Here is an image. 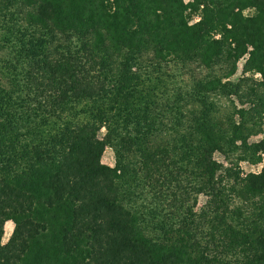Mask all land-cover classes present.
Instances as JSON below:
<instances>
[{"label":"trees","instance_id":"obj_1","mask_svg":"<svg viewBox=\"0 0 264 264\" xmlns=\"http://www.w3.org/2000/svg\"><path fill=\"white\" fill-rule=\"evenodd\" d=\"M263 125L264 0H0V264H264Z\"/></svg>","mask_w":264,"mask_h":264},{"label":"rangeland","instance_id":"obj_2","mask_svg":"<svg viewBox=\"0 0 264 264\" xmlns=\"http://www.w3.org/2000/svg\"><path fill=\"white\" fill-rule=\"evenodd\" d=\"M190 0H186V2H189ZM200 16H197L195 17L194 19V23L195 22H198L200 20ZM243 64V63H242ZM242 64H240V69H239V73H238V76H237V79L242 75ZM259 76H256V80H258ZM226 108L230 107L232 105V103L229 101H225V104H223ZM263 129H264V125H263ZM103 132H105V130H103ZM260 137H255V138H252L251 141H257L259 140ZM215 159L223 164L225 167L227 168H230V167H236L235 165H237L236 167V170H240L241 173H242V176L245 177L247 174H250V173H259L262 166L261 165H253L251 163H247V162H239L236 164V160L233 159L232 161H228L223 155L219 154V153H216L214 155ZM103 162L105 164H108L110 166H114L115 164V158H114V154L111 150H107L104 158H103ZM226 183H229L228 180L225 181V184ZM206 202V197L204 196H201L200 199H199V205H198V209H200ZM13 231H14V226H11L10 227V230L7 229V226L5 227V236H4V240H3V243L4 244H7L8 241L10 240L12 234H13Z\"/></svg>","mask_w":264,"mask_h":264},{"label":"bare ground","instance_id":"obj_3","mask_svg":"<svg viewBox=\"0 0 264 264\" xmlns=\"http://www.w3.org/2000/svg\"><path fill=\"white\" fill-rule=\"evenodd\" d=\"M6 226H7V229L10 230V227H11V226H14V224H13L12 222H8V223L6 224ZM3 240H4V239H3Z\"/></svg>","mask_w":264,"mask_h":264}]
</instances>
